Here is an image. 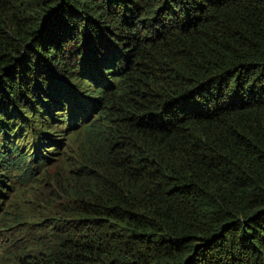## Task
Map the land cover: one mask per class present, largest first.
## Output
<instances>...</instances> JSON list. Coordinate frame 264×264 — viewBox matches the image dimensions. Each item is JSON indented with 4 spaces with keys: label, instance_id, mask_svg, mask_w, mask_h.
Wrapping results in <instances>:
<instances>
[{
    "label": "trees",
    "instance_id": "obj_1",
    "mask_svg": "<svg viewBox=\"0 0 264 264\" xmlns=\"http://www.w3.org/2000/svg\"><path fill=\"white\" fill-rule=\"evenodd\" d=\"M0 245L264 264V0H0Z\"/></svg>",
    "mask_w": 264,
    "mask_h": 264
},
{
    "label": "rangeland",
    "instance_id": "obj_2",
    "mask_svg": "<svg viewBox=\"0 0 264 264\" xmlns=\"http://www.w3.org/2000/svg\"><path fill=\"white\" fill-rule=\"evenodd\" d=\"M50 149H52V148H49V150ZM30 192L28 191V187H25L24 189H23V193H22V195H21V199L22 200H27L26 198H28V196H30ZM26 213H27V215L29 216V215H33V216H35L36 215V212H34V210L31 208V207H26ZM35 214V215H34ZM9 234H10V232H8ZM18 237H21V235H18ZM4 241H5V239H4ZM4 244V243H3ZM5 244H7V242L5 243ZM0 246H2V245H0Z\"/></svg>",
    "mask_w": 264,
    "mask_h": 264
}]
</instances>
